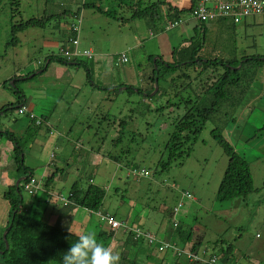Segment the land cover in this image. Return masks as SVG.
Instances as JSON below:
<instances>
[{
	"label": "rangeland",
	"instance_id": "1",
	"mask_svg": "<svg viewBox=\"0 0 264 264\" xmlns=\"http://www.w3.org/2000/svg\"><path fill=\"white\" fill-rule=\"evenodd\" d=\"M61 1L64 5L70 2L20 0V14H17L14 0H0V109L8 104L15 108L8 116H0V132H14L27 142V130L32 125L28 111L35 112L38 119L44 116L53 128V135L46 125L38 128L25 164L34 170L38 180L40 167H52V171L64 173L63 180L53 182L54 193L41 192L42 203L38 208L44 212L45 220L49 221L52 213L60 215L68 211L63 198H69L71 186L82 178L79 182L84 188L93 184L106 189L104 212L129 227H139L143 234H152L160 243H175L178 230L174 223L177 222L181 229L193 227L194 240L203 237L197 252L203 259L216 257L219 264H264V130L258 132L264 127V67L259 69L257 80L246 88L247 94H240L242 104L235 114L236 122L226 125L224 112L218 114L193 140L190 157L184 162L173 161L169 170L161 172L158 163L162 158L167 159L166 146L177 118L183 115V108L158 111L170 96H157L148 101L136 93H116L111 89L121 84L141 87V81H145L142 69L146 59L152 54H157L154 60L160 59L161 54L165 56L164 44L172 36L147 38L145 22L130 20L135 6L123 11L114 0L103 1L102 6L117 13V18H109L94 8H82L79 20L64 17L45 28H29L18 34L19 45L11 44L12 24L61 13L68 9L60 7ZM92 2L99 4L98 0ZM121 17L126 19L122 21ZM71 22L80 27L79 54L74 57L77 64L53 61L46 72L36 73L46 64L49 55L65 57L60 49L68 43ZM247 23L255 26L248 30V41L239 40V52L235 56L264 55V26H257L263 23V18H250ZM190 26L198 25L192 22ZM215 26L216 22L210 29L214 31ZM237 28L241 31L245 25ZM180 32L183 31L177 34ZM188 33L183 40L196 35L192 31ZM210 37L209 44L215 45L217 36ZM217 44L224 46L221 40ZM85 49L92 50L93 59L83 54ZM210 49L213 51L214 47ZM125 51L130 53L128 63L120 61ZM164 59L170 61L169 57ZM15 80L23 94H14L15 90L18 92ZM157 87L161 92L170 90L163 83ZM19 95H25L23 103L29 105L27 115L18 111L22 101ZM215 128L222 130L250 164L255 191L245 199L226 202L218 199L229 158L213 137ZM7 142L0 135V247L9 228L10 206L4 195L19 180L15 177L13 150ZM76 145L89 150L90 156L84 162L76 156ZM143 169L150 177L135 175ZM22 195L28 207L33 198L24 192ZM75 216L67 228L76 234L109 230L99 213L80 208ZM121 236L118 233L117 239ZM176 244L181 246L178 247L181 251L188 249L179 242ZM158 245L141 244L137 249H127L124 257L136 264H173L175 253L168 250L160 254ZM228 247L232 251L227 254ZM117 253L120 255L121 249L115 250ZM178 261L186 263L183 257Z\"/></svg>",
	"mask_w": 264,
	"mask_h": 264
},
{
	"label": "trees",
	"instance_id": "2",
	"mask_svg": "<svg viewBox=\"0 0 264 264\" xmlns=\"http://www.w3.org/2000/svg\"><path fill=\"white\" fill-rule=\"evenodd\" d=\"M14 1L15 11L20 14V0ZM98 1L99 4L92 2V0H81L82 6L76 12L63 10V12L58 14L45 15L41 18L33 17L26 21L14 23L11 27V44L14 46L19 45L18 34L29 28H45L55 19H63L64 17H70L71 20H79L82 8H94L109 18H117V13L102 6L103 1L113 2L114 0ZM117 1L118 7L123 11H126V9L131 10L135 6L130 16L131 18L129 17L130 20H143L148 30H156L162 33L168 32L176 28L181 23L182 16L186 14H192L195 20L199 22V26L194 29L195 37L179 43L173 49L170 61H164L161 58L154 62L155 55H150L146 59V64L144 69H142L145 74L144 86L136 90L134 86L121 84L111 89L116 93H136L147 98L148 101L157 96H170L166 104L157 109L158 111L172 108L180 110L183 108V115L177 118L174 124V131L166 146L167 159L164 161L162 158L158 163L161 167V172H163L170 169L173 161L180 159L184 162L186 158L190 157L193 140H196L209 121L213 120L218 114L224 112L226 116L224 124L226 125L230 122H236L235 114L242 104L241 96H245L247 94L246 88L257 80L259 69L264 67V55L235 56V54L237 51L239 52V40L246 38V41H248V30L251 29V26H255L247 23V19L262 17L263 23H257V26L262 24L264 26V14L243 19L240 23L226 18L201 21L193 14V10L200 0H192V12L181 10L168 0ZM121 19L123 21L126 18L121 17ZM214 22L217 23V26L214 27L215 30L213 31L210 27ZM243 23L245 28L238 31L237 26ZM71 29L73 31L72 27ZM72 31H70L68 43L65 44L67 46L76 38V34ZM212 32L217 33V43H219V40L223 41L224 46H220L221 49L217 43L215 45L209 44ZM240 34H244V36L241 37ZM211 46L214 47L213 51L210 49ZM124 53L130 54L128 52ZM64 58L53 54L49 55L45 59L46 64L41 65L36 73L46 72L53 61L69 65L77 64L78 62L77 60L68 61ZM139 67L140 69L143 67L141 63ZM92 71L93 66L92 69H89V81L92 78ZM161 83L167 85L170 90L163 92L159 90L152 96L151 94L155 91L156 86L160 87ZM14 84L18 89V92L15 90L14 94H23L18 88L17 80L14 81ZM243 87H245L244 91ZM19 96L22 99V103L25 100V95ZM14 109L12 104L4 106L0 109V116H8V113ZM43 120L47 119L43 118ZM32 123L34 122L31 121ZM34 125L32 124L28 127L27 142H23L14 132L3 130L0 132L1 137H5L13 145L12 161L16 172L15 177L17 179L24 178L18 185L10 187L4 195V199L10 206L7 223V227H10V229L8 228L6 236L9 249L6 248V243L3 241L0 247V264H62L64 253L71 248L79 236L73 231L70 232L69 228L61 223L53 225L45 220L44 212H40L38 208L42 203L41 192L31 197L33 199L29 202L28 207L24 204V198L22 197L23 192L25 193L23 184L25 181L28 182L34 173V170L25 164V157L38 136V128L34 127ZM263 130L264 127L259 129L258 132ZM212 134L229 158L227 170L219 187V201H233L238 198L245 199L251 196L255 191V187L249 162L235 150L220 128H215ZM110 158L116 159L115 157ZM56 174L55 172L49 177L42 192L50 195L48 189L53 183ZM81 179H78L72 185V197L70 200L73 205L71 206H77L96 214L98 212L108 213L102 210L106 199V189L93 184L84 188L79 182ZM100 223L102 224V222ZM121 223V228L118 230L111 231L109 229L98 232L95 234L96 239L98 242L110 246L114 254L115 250L121 249V254L117 253L120 257L119 264H136V261L133 262V260H128L127 257H124V253L127 249H137L141 244L147 243V241L144 239L145 237L139 227H129L127 223ZM175 229L178 230V238H176L175 244L179 242L182 247L187 246L186 248L188 249L186 251L198 255L197 252L203 244V237L194 240L193 227L190 226L181 229L178 225ZM118 233H122L123 237L121 236V239H117ZM138 233L141 234L137 238ZM176 246L181 247L178 244ZM231 251L232 247H228L227 254ZM211 258L203 259L200 262L189 263L186 260V263H181L178 261L180 258L174 254L175 262L173 264H209L208 261ZM229 259L227 258V260Z\"/></svg>",
	"mask_w": 264,
	"mask_h": 264
},
{
	"label": "built area",
	"instance_id": "3",
	"mask_svg": "<svg viewBox=\"0 0 264 264\" xmlns=\"http://www.w3.org/2000/svg\"><path fill=\"white\" fill-rule=\"evenodd\" d=\"M194 16L201 21H211L219 18H226L234 20L236 23H240L243 19L260 16L264 14V0H200L197 6L193 10ZM78 30V29H77ZM72 44L77 47L78 41L73 40ZM74 52L73 54H76ZM86 55L90 53L85 52ZM65 55L70 56L69 51L65 52ZM129 60L128 54H123L120 58L122 63H127ZM136 176L140 177H150L149 173L143 169L141 171L135 172ZM40 184L36 179H31L29 183L26 184L25 190L30 194H34L35 191L39 188ZM187 197H190V194H187ZM178 212V209H177ZM101 220L104 224L108 225V228L111 231L118 230L121 228V221L117 220L115 217L109 213H99ZM178 223H174V227H177ZM141 233L137 234V238ZM149 245H158V252L160 254L166 253L168 250H172L179 258H185L189 263L200 262L203 258L198 255L193 254L190 251H181L175 243H160L156 238L150 233L142 234ZM209 264H218L217 258H211Z\"/></svg>",
	"mask_w": 264,
	"mask_h": 264
},
{
	"label": "clouds",
	"instance_id": "4",
	"mask_svg": "<svg viewBox=\"0 0 264 264\" xmlns=\"http://www.w3.org/2000/svg\"><path fill=\"white\" fill-rule=\"evenodd\" d=\"M71 25H72L71 27L73 28V32L76 34V38L74 40L78 41V46H79V39L78 38H79V33H80V27L78 25H76L75 23H72ZM70 45H73V44L70 43ZM66 46H64L62 48L61 53H63L65 55V52L69 51L71 53V55L70 56L65 55L66 59L68 61L74 60V57H76L79 54L78 46L75 47L73 45L72 48H68ZM76 51H77V53L73 54ZM85 52L90 53V55L89 56L86 55ZM83 54H85L89 59H91V58L93 59V53L92 52L85 50L83 52ZM123 54H125V53H123ZM129 59H130V56H129ZM128 62H129V60H128ZM22 103L19 105L18 111L20 114L25 115L27 113L28 108L26 107V105L24 103L23 104ZM28 112H29V114L28 115L26 114V115H27V117L30 118V120L32 122H34V123H32V124H35L34 127L39 128V127H42L43 125H46V127H49V124H50L49 120L44 121L43 117L38 119V117L33 112H30V111H28ZM48 132L51 133V129H50V131L48 130ZM51 135H53V134L51 133ZM11 149L13 150L12 143H11ZM10 154H11V152H10ZM55 172L57 173L56 174V177H57L59 175V171H55ZM51 176L52 175H50V176H42L41 175V179L38 180V179H36L35 172H34L33 177H31V179H36L37 182L40 184V186L35 191L34 194L30 195L25 190V186L27 183H29L31 181V179H29L28 182L24 180L25 182L23 185H24L25 193L30 197L35 196L37 193L39 194L40 192H42V190H44V187L46 186V181ZM56 177H55V179H58ZM23 179L24 178L19 179V180L21 181ZM55 179H54V181H55ZM52 184L50 185V187L48 189L50 191V194L54 193L51 191ZM71 188H72V186H71ZM71 197H72V192H70L68 199L63 198V202H64L65 207H69V206L73 205V202L70 200ZM98 213H100V212H98ZM69 231L72 232L71 228L69 229ZM119 261H120L119 255L114 254L112 251V248L110 246H106L103 243L98 242L95 234L92 232H87V233L79 235L77 238V241L74 244H72L71 248L66 253H64V255L62 257V264H119Z\"/></svg>",
	"mask_w": 264,
	"mask_h": 264
},
{
	"label": "crops",
	"instance_id": "5",
	"mask_svg": "<svg viewBox=\"0 0 264 264\" xmlns=\"http://www.w3.org/2000/svg\"><path fill=\"white\" fill-rule=\"evenodd\" d=\"M168 1L171 4H173L174 6L178 7L179 9H181V10H186L188 12L189 11L192 12L191 11V8L193 6L192 5V0H168ZM81 5H82L81 0H70V2L67 3L66 5H64L63 1L60 2V7H68V9H64V10H69V11H74V12H76L81 7ZM192 22H195L199 26V22H197L195 20V18L192 16V14H186L185 16H182L181 23L176 28H174V29H172V30H170L168 32L162 33V32L152 31V30H148L147 29V32H146V37L147 38H150L151 36H155V38L162 37V38L167 39L168 36H172V38L167 40V42L164 44L165 45L164 46V51H165L166 54H165V56L163 54H161L160 57H159L160 59L163 58L164 61H166L164 59L165 57H169L171 59L172 53H173V49L176 46H178L179 43H181L183 41V37L187 36L189 34L188 32H191V31L194 32V29H196V27L192 28L190 26V24ZM226 23H228V22L226 21ZM179 30H182L183 32L182 33L180 32V33L177 34V32ZM210 35L213 36V37H216L217 33L212 32ZM142 38H143V40H145L144 37H142ZM51 44H52V42H51ZM136 45H139V44H136ZM62 48L60 49V52H61ZM85 50H87V49H85ZM88 51L92 52V50H88ZM155 55H157V54H155ZM93 58H94V56H93ZM141 83H142L141 86L145 85L144 80H143V82L141 81ZM124 89H126V87H124ZM26 107L28 108L29 105L28 106L26 105ZM30 111H31V109H30ZM33 113L35 114V112H33ZM42 117L44 118V116H42ZM50 129H51V133H52L53 128H52L51 124H49V127H47V130L50 131ZM51 133H50V135H51ZM7 143L9 145H11V143L9 141ZM75 151L78 154V155L76 154V156H77V158H78V160L80 162H84L90 156V153L88 152L89 150L82 148L80 145H76ZM40 168L42 170L41 171L39 170L38 172H40L42 176H50V175H52L55 172V171H52V167H47L46 169H44L43 167H40ZM58 171H60V170H58ZM56 178H58L60 180H63L64 179V173L59 174ZM65 208L68 210L65 213H61L60 215H55L54 213L50 214L48 222L50 224H53V225H55L57 223H61L63 226L68 227L67 225H70L75 220L76 212H77V210L80 209V207L69 206V207H65Z\"/></svg>",
	"mask_w": 264,
	"mask_h": 264
},
{
	"label": "water",
	"instance_id": "6",
	"mask_svg": "<svg viewBox=\"0 0 264 264\" xmlns=\"http://www.w3.org/2000/svg\"><path fill=\"white\" fill-rule=\"evenodd\" d=\"M154 62H156V60H154ZM159 88L156 86V90L155 92L152 94V96H154L157 92H158ZM20 182V180L17 182V185L18 183ZM10 229V227H9ZM6 236H7V232L4 234V238H5V243H6V248L9 249V243L8 241L6 240Z\"/></svg>",
	"mask_w": 264,
	"mask_h": 264
}]
</instances>
